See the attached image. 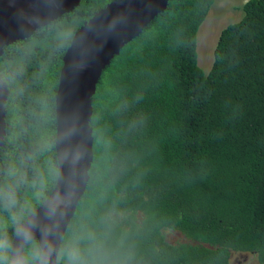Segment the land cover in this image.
<instances>
[{"label":"trees","instance_id":"trees-1","mask_svg":"<svg viewBox=\"0 0 264 264\" xmlns=\"http://www.w3.org/2000/svg\"><path fill=\"white\" fill-rule=\"evenodd\" d=\"M112 0L73 11L3 50L0 171L30 181L56 162L55 94L75 32ZM214 0H169L103 71L89 181L64 236L95 233L109 264H264V0L232 9L209 69L197 32ZM30 198V190H22ZM163 232L179 236L167 242Z\"/></svg>","mask_w":264,"mask_h":264},{"label":"water","instance_id":"water-1","mask_svg":"<svg viewBox=\"0 0 264 264\" xmlns=\"http://www.w3.org/2000/svg\"><path fill=\"white\" fill-rule=\"evenodd\" d=\"M81 0H0V57L6 46L29 38L33 33L76 8ZM169 0H112L95 13L73 35L62 57L55 94V141L68 128L84 150L80 163V190L68 211L63 235L76 211L93 161L92 98L99 79L122 48L167 8ZM7 84L0 78V147L6 136ZM55 146L56 158L58 149Z\"/></svg>","mask_w":264,"mask_h":264},{"label":"clouds","instance_id":"clouds-1","mask_svg":"<svg viewBox=\"0 0 264 264\" xmlns=\"http://www.w3.org/2000/svg\"><path fill=\"white\" fill-rule=\"evenodd\" d=\"M57 144V161L48 164L51 179L37 169L29 181L15 164L0 171V264H109L95 233L63 235L78 199L84 150L71 127L45 150ZM26 189L30 198L22 195Z\"/></svg>","mask_w":264,"mask_h":264},{"label":"rangeland","instance_id":"rangeland-1","mask_svg":"<svg viewBox=\"0 0 264 264\" xmlns=\"http://www.w3.org/2000/svg\"><path fill=\"white\" fill-rule=\"evenodd\" d=\"M246 0H214L205 20L197 32V52L200 66L207 70L213 60V49L215 48L218 35L228 24L238 20L240 11L232 9L240 6ZM176 242L179 236L170 235ZM255 261L247 254L235 255L230 259V264H254Z\"/></svg>","mask_w":264,"mask_h":264},{"label":"flooded vegetation","instance_id":"flooded-vegetation-1","mask_svg":"<svg viewBox=\"0 0 264 264\" xmlns=\"http://www.w3.org/2000/svg\"><path fill=\"white\" fill-rule=\"evenodd\" d=\"M163 234H164L165 239H166L167 242H173V240L171 239L170 235L167 232H163ZM254 264H256V263H254Z\"/></svg>","mask_w":264,"mask_h":264}]
</instances>
